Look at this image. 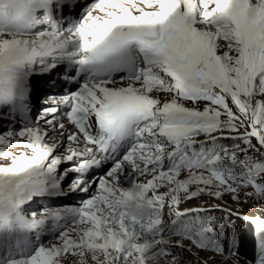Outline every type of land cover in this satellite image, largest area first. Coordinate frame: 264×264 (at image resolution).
<instances>
[{"label":"snow or ice","instance_id":"1","mask_svg":"<svg viewBox=\"0 0 264 264\" xmlns=\"http://www.w3.org/2000/svg\"><path fill=\"white\" fill-rule=\"evenodd\" d=\"M82 3L0 0V119L13 122L0 133V264H178L173 247L209 264L225 226L180 205L264 198V0H96L76 15ZM57 69L67 90L44 100L49 136L30 79ZM76 192L75 205L26 208ZM242 219L264 264V218Z\"/></svg>","mask_w":264,"mask_h":264},{"label":"rangeland","instance_id":"2","mask_svg":"<svg viewBox=\"0 0 264 264\" xmlns=\"http://www.w3.org/2000/svg\"><path fill=\"white\" fill-rule=\"evenodd\" d=\"M95 4L96 3L92 4L89 11L93 9V6ZM201 106L203 105L201 104ZM241 131H244V129L241 128ZM202 138L203 137H201V139ZM221 143L230 146L234 142L231 140H222ZM253 143L254 144L256 143L254 139H253ZM10 151L12 150L10 149ZM239 155H240V158H243V153H240ZM4 162L7 163L8 161L0 159V164H5ZM161 191H163V189H161ZM245 191H254V189L252 188L242 189L239 193V201L234 200L232 198V194H229V193L224 194L225 197H222V198H216L214 196H210L205 193L191 200L186 199L180 205L181 210H184L187 208H197V207L204 209V211H202L200 215L213 218L214 227L218 229L221 224L225 226V234L221 238L224 244V248H225V255L220 256V257L219 255H217L218 257L216 256V258L213 260L215 264H221V262H223V264H254L255 257L250 252H247L244 249H242V244L244 243L242 242L243 241L242 235H245L243 233L245 231H248L249 227L246 224L242 225L240 221L238 222L233 221L232 218L233 216H237L235 215V213L237 212H239V214L242 215L241 213L243 212L248 213L251 210L258 214L256 217L261 216L262 218H264V198H258L255 195L251 197L246 196ZM202 201L206 203L197 204ZM186 204H191L192 206H186V207L181 208V206H185ZM241 204H243L246 207L245 211H242L243 209H241V206H240ZM236 205H239V207H236ZM224 209H228V211H224ZM164 211H165L164 220L166 223H168L170 222L171 217L167 215V208H165ZM229 211L233 213V215L230 216ZM249 235H250V232L248 233V236H247L248 238L245 236L244 240L245 241L248 240L247 242L250 243L252 247H256L255 241L252 238L251 240L250 239L251 236L249 237ZM45 239L47 240L48 238H45ZM178 239H179L178 237H172L171 242L174 243ZM233 240L235 241V255L229 257L227 253H228L229 247L232 245ZM176 248L179 249V247H173L171 248V252L174 256L180 257L178 264H199L200 261L207 260L205 257H202L201 259L195 257L193 255L194 253L195 255H197V253L201 255L203 254L207 258L213 255L210 252L201 251L197 248H192L191 252L189 251L187 252L185 250H183L185 251L183 252L181 250H177ZM171 259H172V256L164 257L162 258L160 264H163L164 260H171ZM76 260H77L76 257H72L69 255L65 258L64 264H76Z\"/></svg>","mask_w":264,"mask_h":264},{"label":"bare ground","instance_id":"3","mask_svg":"<svg viewBox=\"0 0 264 264\" xmlns=\"http://www.w3.org/2000/svg\"><path fill=\"white\" fill-rule=\"evenodd\" d=\"M67 89L66 88H60L59 90H55V94H61V93H63L64 91H66ZM42 115V114H41ZM40 115V116H41ZM40 116H38V118H35L34 120H36V121H39L40 122V127H41V129L42 130H47L48 132H49V136H52V131H51V127L49 126V125H47V124H45V123H43V121H41L40 120ZM10 124H12V123H9L8 124V126H6V127H1L0 128V133H3L4 131H6L7 129H8V127H9V125ZM17 129L19 128V127H17V126H15ZM68 126H66V129L68 130V131H70V129L69 128H67ZM53 139H55L56 141H58V139H61V137H60V135H59V133H57L54 137H53ZM59 141H63V143L64 144H66L67 143V140L63 137L61 140H59ZM52 141L50 140L49 141V143H51ZM74 146H76V145H73V147ZM59 149V148H58ZM10 150V149H9ZM11 150L13 151V152H16V153H18V152H21V151H24V149L23 148H18V147H12L11 148ZM5 163V162H4ZM8 163V162H7ZM7 163H5V164H7ZM127 171V170H126ZM141 180H143L144 178L143 177H141L140 178ZM223 197H225L224 195H223ZM205 198V197H204ZM198 199H200V198H198ZM197 199V200H198ZM186 200V199H185ZM222 201V200H221ZM194 202V201H193ZM202 203H206V202H200V203H197V204H202ZM186 206H192L191 204H186L185 206H181V208H183V207H186ZM241 206V209H243L242 211H245V209H246V207L243 205V204H241L240 205ZM236 207H239V205H236ZM185 210V209H184ZM242 215H240L239 217L238 216H233V218H232V220L233 221H235V222H238V221H240V223L242 224V225H251V223L250 222H248V221H245V220H243L242 219V217L243 216H248V217H256L258 214L257 213H255V212H253L252 210L251 211H249L248 213H241ZM249 232H250V235H249V237H250V239L252 238L254 241H255V244L257 245V241H256V237H255V232L251 229V230H249ZM243 238V237H242ZM245 238H243L242 240V242H244L243 244H242V249H244L245 251H247V252H250L254 257H255V253H256V247H252V245H250V243H248L247 241H245L244 240ZM251 239V240H252ZM177 250H181V251H183L181 248H176ZM186 251V250H185ZM185 251H183V252H185ZM188 252V251H187ZM186 252V253H187ZM206 252H208V251H206ZM191 254V253H190ZM195 257H197V258H199V259H201L202 257H205L206 259H208L205 255H201V254H198L197 253V255H195V253L193 254ZM209 257V256H208ZM218 257V256H217ZM220 257V256H219ZM196 258V259H197ZM209 264H215L214 263V261L213 260H209Z\"/></svg>","mask_w":264,"mask_h":264},{"label":"clouds","instance_id":"4","mask_svg":"<svg viewBox=\"0 0 264 264\" xmlns=\"http://www.w3.org/2000/svg\"><path fill=\"white\" fill-rule=\"evenodd\" d=\"M138 215H141L142 217H146V215H147V212L145 211V212H143V213H137Z\"/></svg>","mask_w":264,"mask_h":264}]
</instances>
